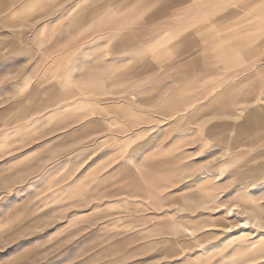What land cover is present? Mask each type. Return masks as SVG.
Instances as JSON below:
<instances>
[{
	"label": "rangeland",
	"instance_id": "374dc122",
	"mask_svg": "<svg viewBox=\"0 0 264 264\" xmlns=\"http://www.w3.org/2000/svg\"><path fill=\"white\" fill-rule=\"evenodd\" d=\"M247 1L188 0L187 27L60 60L38 7L0 0V264H264V126L241 130L264 114V15Z\"/></svg>",
	"mask_w": 264,
	"mask_h": 264
},
{
	"label": "crops",
	"instance_id": "0c3cea01",
	"mask_svg": "<svg viewBox=\"0 0 264 264\" xmlns=\"http://www.w3.org/2000/svg\"><path fill=\"white\" fill-rule=\"evenodd\" d=\"M21 2L19 9L22 10L25 6L30 11L34 5L38 7L43 22L35 29V34L38 38H44L45 44L59 47L60 56L57 59L60 60H87L90 44H112L119 50L124 49L126 45L152 43V40H142L146 38L147 31L148 34H154L157 29L187 27L183 24H174L173 14L181 12L183 7L185 11L189 10L188 0H21ZM246 5L264 15V0H248ZM10 8L11 5L6 4L0 10L8 13ZM32 30L30 27V32ZM109 30H116V34L107 35ZM124 30L132 31L126 34ZM154 36H150L149 39ZM193 45H195L193 41L182 42L185 51H191ZM210 52L222 54L226 49L210 48ZM248 54L250 56L257 54L264 60L262 52ZM261 126H264V114L252 110L246 116L241 130Z\"/></svg>",
	"mask_w": 264,
	"mask_h": 264
}]
</instances>
